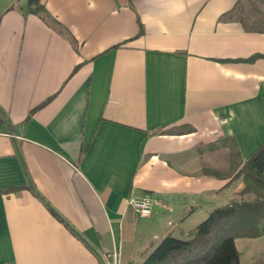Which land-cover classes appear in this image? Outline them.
<instances>
[{
	"label": "crops",
	"instance_id": "1",
	"mask_svg": "<svg viewBox=\"0 0 264 264\" xmlns=\"http://www.w3.org/2000/svg\"><path fill=\"white\" fill-rule=\"evenodd\" d=\"M258 1L0 0V190L22 188L0 193V264H141L239 197L264 144ZM236 246L264 258V236Z\"/></svg>",
	"mask_w": 264,
	"mask_h": 264
},
{
	"label": "trees",
	"instance_id": "2",
	"mask_svg": "<svg viewBox=\"0 0 264 264\" xmlns=\"http://www.w3.org/2000/svg\"><path fill=\"white\" fill-rule=\"evenodd\" d=\"M29 11L49 18L42 0H29ZM140 26L142 34L141 23ZM260 58L264 56L255 55L246 61L253 62ZM236 177H243L245 185L238 198L211 211L191 233L190 238L180 239L172 235L165 237L145 256L141 264H241L236 240L264 236V144ZM21 189L0 190V193L18 192ZM29 190L74 236L83 240L81 234L39 196L34 185Z\"/></svg>",
	"mask_w": 264,
	"mask_h": 264
},
{
	"label": "built area",
	"instance_id": "3",
	"mask_svg": "<svg viewBox=\"0 0 264 264\" xmlns=\"http://www.w3.org/2000/svg\"><path fill=\"white\" fill-rule=\"evenodd\" d=\"M130 207L133 208L135 213L143 219L151 218L157 206H163L162 201L154 195L145 194L142 197L131 198L129 202ZM108 259H112L113 264L118 263L117 254H110Z\"/></svg>",
	"mask_w": 264,
	"mask_h": 264
},
{
	"label": "rangeland",
	"instance_id": "4",
	"mask_svg": "<svg viewBox=\"0 0 264 264\" xmlns=\"http://www.w3.org/2000/svg\"><path fill=\"white\" fill-rule=\"evenodd\" d=\"M252 1H253V3H259L258 0L257 1L252 0ZM243 6L244 7H240L236 11V13H235L236 18L243 21L247 26H252L253 22L254 23L257 22V21H255V19H253L254 13L252 11V7L249 4H247L246 2L244 3ZM257 6H259L260 9L264 12V6H262L261 4H259V5L257 4ZM255 264H264V258L259 259L258 261L255 262Z\"/></svg>",
	"mask_w": 264,
	"mask_h": 264
}]
</instances>
